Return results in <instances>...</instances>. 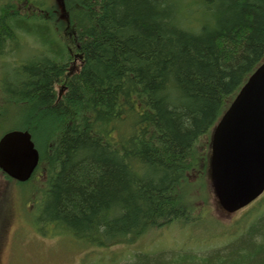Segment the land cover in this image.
Listing matches in <instances>:
<instances>
[{
    "label": "trees",
    "instance_id": "16d2710c",
    "mask_svg": "<svg viewBox=\"0 0 264 264\" xmlns=\"http://www.w3.org/2000/svg\"><path fill=\"white\" fill-rule=\"evenodd\" d=\"M24 19L46 21L58 40L30 61L13 54ZM3 56L16 80L0 83V125L18 111L12 129L45 145L47 179L30 189L41 221L120 248L173 221L199 223L190 175H209L213 130L264 61V0H0ZM256 211L225 248L113 264H264Z\"/></svg>",
    "mask_w": 264,
    "mask_h": 264
},
{
    "label": "rangeland",
    "instance_id": "374dc122",
    "mask_svg": "<svg viewBox=\"0 0 264 264\" xmlns=\"http://www.w3.org/2000/svg\"><path fill=\"white\" fill-rule=\"evenodd\" d=\"M37 1L51 4L55 0ZM33 14L34 12L29 16ZM23 22L28 30L17 37L18 47L13 51L15 57L30 61L46 54L48 46L52 47L53 39L58 41L46 21L24 19ZM14 64L13 59L4 56L0 58V83L16 80ZM4 93L0 87L2 97ZM14 114L13 119H6L3 125H0V133L19 126L17 121L19 112L14 111ZM35 140L40 154L46 153L40 133L37 132ZM48 153L52 155V152ZM43 167L44 165L40 167L30 184L28 183L29 186L12 180L7 183V179L0 173V244L4 243L0 251V264H113L119 261L124 263L130 261L131 252L142 251L161 256L170 253L162 251L185 247L194 252L208 254L215 249L225 248V245L229 246L228 241L238 237L241 230L238 224L243 221L248 211L257 210L253 212L254 219L264 213V199L260 198V201H255L249 208L226 217L218 205L209 177L198 174L199 177L196 173H191L192 186L189 190L193 196L196 195L197 200L193 213L200 219L196 227L186 223L190 218L185 220L186 222L173 221L158 230H150L143 234L145 237L121 245L120 248L105 247L74 236L62 228L61 223L54 220L41 221L36 206L42 199L40 195L35 196L36 190L30 192V189L34 187L38 190L44 186L48 171ZM8 189L10 191L5 195Z\"/></svg>",
    "mask_w": 264,
    "mask_h": 264
},
{
    "label": "water",
    "instance_id": "95a60500",
    "mask_svg": "<svg viewBox=\"0 0 264 264\" xmlns=\"http://www.w3.org/2000/svg\"><path fill=\"white\" fill-rule=\"evenodd\" d=\"M39 159L29 131L11 130L0 138V168L8 176L27 181ZM211 179L219 203L228 213L245 207L264 191V61L214 128Z\"/></svg>",
    "mask_w": 264,
    "mask_h": 264
}]
</instances>
